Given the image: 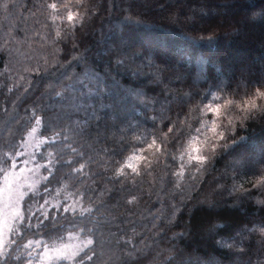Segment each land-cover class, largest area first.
<instances>
[{
	"label": "trees",
	"instance_id": "trees-1",
	"mask_svg": "<svg viewBox=\"0 0 264 264\" xmlns=\"http://www.w3.org/2000/svg\"><path fill=\"white\" fill-rule=\"evenodd\" d=\"M143 1L0 0V183L15 157L23 160L33 128L37 140L29 156L42 178L22 200L24 219L15 223L0 264H28L38 252L25 247L28 240L45 246L70 232L95 241L78 264H235L246 258L264 264V207L256 202L264 190L251 188L264 174V156L257 167L225 170L231 158L264 142V70L223 72L227 64L215 49L227 35L215 19L201 28L202 12L179 27L161 20L185 14L176 3L200 0ZM219 1L197 8L207 11ZM263 2L242 0L246 9L258 7L239 21L264 20ZM118 29L122 40L111 41L100 56ZM140 37L178 51L172 64L189 59L179 65L187 73L182 88L172 80L175 72L163 69L165 51L140 55L141 44L133 43ZM256 41L264 43V34ZM147 56L151 62L138 75L136 64ZM127 65L130 72L120 70ZM122 89L124 109L115 103ZM135 155L133 170L128 165ZM65 190L78 191L93 209L83 233L54 207ZM212 194L216 201L207 202Z\"/></svg>",
	"mask_w": 264,
	"mask_h": 264
},
{
	"label": "rangeland",
	"instance_id": "rangeland-1",
	"mask_svg": "<svg viewBox=\"0 0 264 264\" xmlns=\"http://www.w3.org/2000/svg\"><path fill=\"white\" fill-rule=\"evenodd\" d=\"M157 1V0H156ZM156 1H151V0H144L143 4L145 5H151ZM233 3V7L231 4ZM264 3V2H263ZM198 4H202L201 6H207V0H200L199 2L192 1L189 5L188 4H175V8L179 10H185V14L179 13V15L176 16H170L169 18L163 17L161 20H168L171 22L173 26L179 27L180 22L182 21L183 23L185 22H192L194 20V14L197 12H202L201 17L203 19V22H200V27L207 29L208 23L207 21H210L209 19H215L222 28V31L225 32L227 35V40L225 42H222L220 45H217V48L215 49V55L221 56L223 58V61L225 57L226 59L224 62L221 61V63L227 64V68L223 72H227V74H239L242 76L246 75H256L259 72L264 70V55H260L259 50L256 51V48H264V43L259 44L256 41V37L259 35L264 34V20H260L258 22H255V24H247V22L242 19V21H239V18H246V16H252V13L257 9L258 5L256 4H249L247 5L248 9H246V6L242 5V0H220L219 3L217 4L216 8H211L208 9L207 11H201V9L197 8ZM264 5V4H263ZM199 9V11H198ZM235 11V15L232 12ZM233 13V14H232ZM199 15V14H195ZM200 17V16H199ZM236 17V19H234ZM241 22V23H240ZM238 25V26H237ZM240 25V26H239ZM238 30H236V28ZM121 35L119 34V29L116 31L111 32L107 38L106 41L102 47V49L98 52L100 56H106L107 53V48L110 45L111 41L118 40L121 41L122 38L120 37ZM230 36V37H229ZM229 37V38H228ZM121 38V39H120ZM235 44H232V43ZM134 44H141L140 46L143 48L144 52H140V55H148V54H155L160 51H165L166 52V57L165 63L168 65H162L163 69L166 73L170 71L171 69L175 72L174 78L172 80L177 83V85L182 88L186 84V70H183L179 65L180 64H185L189 61V59L186 57L188 49H184L183 54H185L184 59L178 60L177 63L172 64L170 62V56L176 51L174 49H170L164 45H156L152 43L150 40H148L146 37H140L136 41H133ZM128 47V46H127ZM224 48L227 49L228 54H223L221 55L224 51ZM128 49V48H127ZM178 52V51H176ZM189 52V51H188ZM261 56V59H259L258 62L255 61V58ZM163 58V59H164ZM128 62H134L132 57H129L127 59ZM150 57H146L144 62L137 63L136 66V71L137 74H143L142 72L146 69V65L149 64ZM257 63V64H255ZM233 64L237 65L240 67V69L234 70ZM229 65V66H228ZM129 66H132L129 64ZM128 65L126 67H122L120 70L125 71L128 69V72L131 71L130 67ZM171 67V68H170ZM135 70V69H134ZM223 73L220 72V76H222ZM168 80H170V77H168ZM112 88V86H111ZM124 90L122 89V95L123 97L115 98V103L121 108L124 109L126 108L127 105L122 106L124 102ZM171 94V91H170ZM129 96V95H128ZM133 96L134 100H137L134 92L130 94L129 97ZM135 106L133 105L131 107V115L133 116L136 114V110L134 108ZM111 119L114 121V119L111 117ZM36 129L33 128L30 133L28 134L25 142H24V147L26 148V153L25 156L23 157L22 161H19L16 157L13 161L12 166L6 170L5 174L3 175L0 183V210L3 209V206L5 202L7 201L10 207H22V200L23 198L30 193L31 191L35 190L36 187L38 186L39 182L41 181V174H40V169L36 164H33L31 161V158L29 156V153H31L33 146L36 143L37 140V135L33 131ZM260 143V142H259ZM259 143L251 145L245 150L244 152H241L239 157L236 158H231L229 163L227 164V169L225 170H231V174L235 168H249V167H257L259 159L264 156V147L263 143H260L261 145L259 146ZM193 151L195 153H198L199 150L197 147L193 148ZM27 154V157H26ZM140 158V155H135L131 157L129 164L133 163V161H137ZM242 169V168H241ZM66 192V190L64 191ZM60 193V192H59ZM58 193V194H59ZM216 197L214 194L208 195L206 198L207 202H211L213 200L216 201ZM204 202V201H203ZM19 220V218L16 219V221L13 223L12 228L10 233L8 234V242L10 239V234L12 232V229L15 225V223ZM214 231V230H213ZM212 231V232H213ZM251 230H248L247 232L249 233ZM85 237H81L78 233L75 232H70L67 234L65 239H63L62 242L60 243H53V244H47L45 246H41L40 243L39 245L33 244V250H38L37 255L30 260L32 264H41V261L43 260L44 253L46 250L49 251V255L51 257L50 261H45L44 264H52L53 262L57 261H68L67 259L63 257H59L56 255L55 250L58 248H61L63 245L67 244L70 246V250H75L76 248L82 247L83 246V241ZM248 240V236L243 237V241ZM36 241V240H35ZM39 241V240H37ZM4 246V251H7V246L8 243ZM40 242V241H39ZM2 253V254H3ZM1 256V254H0ZM71 262V261H69ZM235 264H247V258L242 259V260H237Z\"/></svg>",
	"mask_w": 264,
	"mask_h": 264
},
{
	"label": "snow or ice",
	"instance_id": "snow-or-ice-1",
	"mask_svg": "<svg viewBox=\"0 0 264 264\" xmlns=\"http://www.w3.org/2000/svg\"><path fill=\"white\" fill-rule=\"evenodd\" d=\"M50 7L55 9L57 5L51 4ZM262 95H264V93H262ZM213 131H215V126L213 127ZM136 159H140V158H136ZM196 159L203 161L205 157L198 155ZM128 167L135 170L137 165L134 163H130ZM240 187L243 188V185H241ZM251 188L256 189L258 192L261 190H264V174H261L252 179ZM246 190L250 191L251 189H246ZM78 196H79V199H77ZM135 200H136V197H132L131 200H128L127 202L132 203ZM256 202L261 207H264V197L257 196ZM54 207H56L57 209L62 208L66 215H70L71 217L70 227L79 228V231L81 233H83L84 231V228L82 227V225L87 222L88 216L91 215L93 211L91 207L84 206V197L80 196V193L78 191L72 192V193H69L66 191L65 199L63 201L58 200L54 202ZM44 215L45 217H47L48 213L45 212ZM17 218H19L20 221H23L24 219L22 207H10L8 202L6 201L3 206V209L0 210V254H2L4 251V246L8 242V234L10 233L12 225L16 221ZM77 220H79V223L74 222ZM39 243H40L39 241L30 239L25 244V247L31 248L33 244L39 245ZM94 243H95L94 239L91 236H87L85 237L83 241L82 247L76 248L75 250H70V246L65 244L61 248L56 249L55 252L57 256L63 257L67 259L68 261H71V264H78V258L81 255V253L84 251V249L93 245ZM29 255H31V253H29ZM94 255H95L94 253L92 255H87L85 258L88 261H91ZM50 260H51V257L49 255V251L46 250L44 253L43 260L41 261V264H44L45 261H50ZM28 264H32V262L28 261ZM80 264H82V262H80Z\"/></svg>",
	"mask_w": 264,
	"mask_h": 264
}]
</instances>
